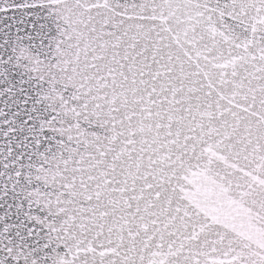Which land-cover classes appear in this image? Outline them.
<instances>
[{
	"label": "snow or ice",
	"instance_id": "snow-or-ice-1",
	"mask_svg": "<svg viewBox=\"0 0 264 264\" xmlns=\"http://www.w3.org/2000/svg\"><path fill=\"white\" fill-rule=\"evenodd\" d=\"M0 264H264V0H0Z\"/></svg>",
	"mask_w": 264,
	"mask_h": 264
}]
</instances>
